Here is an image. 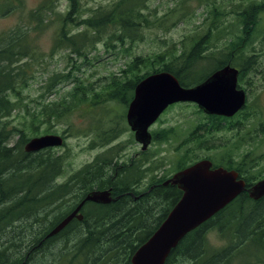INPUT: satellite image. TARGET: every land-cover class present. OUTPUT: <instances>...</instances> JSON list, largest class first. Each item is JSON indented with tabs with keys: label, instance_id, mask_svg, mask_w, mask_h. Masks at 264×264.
<instances>
[{
	"label": "trees",
	"instance_id": "obj_1",
	"mask_svg": "<svg viewBox=\"0 0 264 264\" xmlns=\"http://www.w3.org/2000/svg\"><path fill=\"white\" fill-rule=\"evenodd\" d=\"M4 1L10 4V0ZM56 1L43 0L29 13L28 23L0 36V233L40 209H52V204L62 198L65 202L69 199L65 193L77 192L79 185L80 196L110 188L114 200L106 204H86L84 221L77 224L82 230H72L76 225L69 224L51 239L37 244L67 213L55 217L54 223L41 229L39 223L47 217L37 215L32 223L35 222L38 228L34 230L31 224L33 234L30 238L26 236L24 242L30 243L36 237L29 251L37 247L36 252L45 255L47 244L60 242L63 235L73 233L76 238L73 248H77L78 256L72 250L64 252L57 264H80L81 258L92 253L96 254L94 261L100 258L99 264H131L136 249L164 220L181 192L175 186L155 180V186L149 192H134V196H139L137 199L127 194L116 200L118 195L132 191V184L142 177L143 170L131 162L113 163L112 152L98 155L92 162L70 172L65 182L57 183L55 179L64 172L69 155H56L49 149L28 153L18 143L24 145L31 137L54 132L49 126L40 131L39 125L59 122L85 106L90 109L92 119L88 126L92 134L89 146H95L114 136L113 128H100L105 124L100 123L103 118L112 121L114 117L110 104L126 106L135 85L149 74L168 72L182 86L189 87L222 65L259 63V55L264 49V0H177L164 12L153 9L151 0H110L90 8L85 7L86 0H64L65 10L54 12ZM194 3L205 7L206 15L191 37L181 41V46L128 59L133 45L151 40L154 29L167 31L189 20ZM51 24L57 25L55 47L71 51L81 64L76 66L68 62L64 71L49 75L47 83L42 86L47 91L44 97L39 95L38 100H31L33 106L22 104L21 91L29 85L28 62L35 53L28 36L32 31ZM97 43H102L106 52L110 49L115 58H123L125 62L118 74L110 73L93 82L81 78V70L91 63L87 60V51L89 53ZM101 82L106 86L99 91L97 84ZM65 84H70L69 91L64 90L53 101L48 98ZM20 109L24 111L20 113ZM13 112H16L14 117L22 120L18 127L10 126L9 118ZM70 120L60 122L65 124L68 132L75 131ZM113 120L118 123V118ZM211 124L216 126L215 122ZM25 131L32 136H25ZM13 137H18L17 142L8 147L7 141ZM174 164L173 170H179L187 162L180 160ZM234 165L237 171L244 169L243 163ZM246 184L252 185L251 180ZM214 229L229 239L227 247L220 253L204 248L208 246L205 234ZM10 243L12 248L16 247ZM248 243L258 245L264 252V197L253 201L243 193L212 219L188 233L169 253L164 264H185L181 257L189 258V264H220L218 261L222 258L227 261L238 255L242 246ZM6 246L0 244V264L24 263V257L8 261ZM231 251L237 253L229 254ZM217 256L220 259H216Z\"/></svg>",
	"mask_w": 264,
	"mask_h": 264
},
{
	"label": "rangeland",
	"instance_id": "obj_2",
	"mask_svg": "<svg viewBox=\"0 0 264 264\" xmlns=\"http://www.w3.org/2000/svg\"><path fill=\"white\" fill-rule=\"evenodd\" d=\"M43 0H10V4L6 3L4 0H0V36L8 32L9 30L18 27L19 25L26 24L29 22V13L35 9ZM110 0H86L84 2L86 8H90L96 6L100 3H106ZM177 0H151V7L154 9H158L163 12L168 9V7L172 6ZM193 15L189 20L180 23L178 26L172 27L167 31L158 29H154L152 31V35L150 39H146L141 41L140 43H136L133 45L130 57L131 59L134 56L139 55H151L153 52L162 51L166 48H170L175 46H181L182 40H188L195 27L201 26V22L205 18L206 9L199 4L194 3L193 5ZM66 2L57 0L54 3V12H58V10H65ZM56 24H51L45 27H40L36 31H32L28 36V42L32 44L34 47V55L29 59L30 64V77H29V85L27 88H24L21 92L22 96V104L27 103L29 106H33V99L38 100V96H45L47 91L42 87L47 83V76L53 73H61L67 67L68 62L74 63L76 66L81 64V60H78L75 54L71 53V51L55 47V33H56ZM108 50V49H107ZM70 56V57H69ZM71 58L74 60H71ZM259 63H256L253 67L255 69L249 72L251 73L250 77L252 78V84L254 92L250 97V92L248 96L251 100V103L255 104V115L251 116L249 119L250 124L248 127L240 128L238 130H225V131H215L208 134V141H201L200 144L196 143H187L183 148L187 150V153L183 150L179 151L178 155L172 154L175 150V146L172 143L160 142L157 145L150 146V150H147L148 154H152L153 160L156 163L158 161L163 162V166L158 169V172L162 173L170 169V172L174 169L175 161L186 160L191 158L192 156L204 157L205 155H210L215 159L219 160L221 157V153L224 146H231V154L234 157L242 156L249 149L256 147L257 154H264V127L259 130H253L251 126L256 127L257 122L260 120L264 124V49L263 52L259 55ZM87 60L91 61V63L81 71V78L89 79L93 82H98L99 79L107 77L110 73L118 74L120 69L124 68L125 60L123 58H115L114 55L111 54V50L109 49L107 52L105 48L102 46V43H97L93 49L88 53L87 51ZM212 65V64H211ZM208 66V67H211ZM251 67V68H253ZM256 68L259 72H256ZM249 78V77H247ZM98 89L101 91L106 84L99 83ZM251 87V86H250ZM56 89V87L54 88ZM70 90V84L63 85L58 92L52 93L48 95V98L51 100L57 99L63 91ZM12 100L13 95H11ZM116 105V103H114ZM20 113L24 111V109L19 110ZM36 111V110H35ZM16 112H13V115L9 118L10 126H19V122L22 120L20 118L14 117ZM115 115L120 116L117 111L114 112ZM71 118V120H70ZM70 120L73 128L76 130L72 133L71 136L66 137V146L64 148L55 149V152L63 153L64 151L68 152L69 158L66 163V175L71 170H76L82 165L90 162L93 157L102 150L100 147L90 148L89 143L91 140V135L87 129L90 125L89 122H92L91 119V111L87 107H82L79 110L73 111V114L69 117L62 118L59 122L51 121L49 123H45L44 125H39V130H44L46 126H49V130L55 131L56 134H60L64 129V123H60L62 121ZM204 121L201 115L196 111V108L190 104H176L165 111L161 119L158 120L153 126L152 130H160L166 129L169 125H174L181 130H186L190 128L193 124ZM240 122L245 124L247 122V118L241 117ZM0 123V127H1ZM120 127L125 129L124 121L120 122ZM124 132L121 136L115 139L110 145L121 144L123 149L125 150L129 146V142H126L128 138V134L125 130L120 128V132ZM53 133V132H51ZM118 133V134H119ZM25 136L31 137L32 133L25 131ZM201 136V135H199ZM263 136V137H262ZM262 137V139H260ZM18 137L9 138L7 141V146H14L17 142ZM232 142V143H230ZM131 144V152L138 149L136 145L133 148V144ZM20 148H24L25 144L18 143ZM130 148V146H129ZM24 150V149H23ZM251 152V151H250ZM19 153V152H17ZM188 153H193L190 155ZM186 156V157H185ZM164 157V160L162 159ZM185 158V159H184ZM260 165L264 166V157L261 160H257ZM120 163L121 164H128ZM260 167V171H262ZM258 170V169H257ZM255 170L254 172H256ZM140 171V170H139ZM142 176V174H141ZM141 178V177H140ZM144 184L147 183L146 180L142 181ZM155 183V182H154ZM153 183V184H154ZM78 188V185H76ZM131 188L135 190V192H139V190H143L144 187L140 184L139 180L136 183L132 184ZM80 190V185H79ZM77 192H70L67 196L65 202V198H62L60 201L52 204L53 208H43L38 210L33 216L23 217L16 221L15 223L7 226L0 233V244L7 245L8 248L7 257L8 261L14 259V257H25L23 264H57L60 262L61 255L64 252L74 251V254L78 256L77 248H73V245L76 244V238L74 239L73 233H68L63 235V238L59 240L60 242H51L46 246L47 251L45 255H40L36 252V248L33 251H29L31 248V244H35V238L29 243L24 242L25 237L32 236V230L30 225L32 221H35L34 218L37 215H44L47 219L41 223H39V228L50 225L54 223L55 217L60 218L62 215L67 213L71 206L77 202ZM140 193V192H139ZM15 198V196L13 197ZM71 198V200H70ZM72 201V203L70 202ZM64 202V203H63ZM57 204V206H56ZM72 204V205H71ZM51 209V210H50ZM46 211V215H45ZM85 214V213H84ZM38 225L34 226V230H37ZM81 229V227L76 226L72 228V230ZM77 231V230H75ZM229 233V231H226ZM24 237V238H23ZM205 237L207 239L208 246H205V250H212L213 252H222L225 247L228 245V238L223 237L218 231H211L210 233H206ZM14 243L16 247L12 248L11 243ZM237 242V239L235 243ZM231 243V241H230ZM39 246V245H38ZM209 247V249H208ZM234 254L237 251H231ZM90 255V256H89ZM255 255L256 257L252 256ZM96 254H87L85 257L81 258L80 264H99L100 258L94 261ZM209 256V254H207ZM252 256L251 258H249ZM44 257V258H43ZM80 258V257H79ZM234 258V259H233ZM231 258L229 264H264L259 259L264 258L263 249L258 245H253L251 243L245 244L242 246L241 251L238 255ZM259 258V259H257ZM216 259H220L219 256ZM43 260V261H42ZM181 260H184L185 264L191 263L189 258L185 257ZM234 260V261H233ZM233 261V263H232ZM220 263H226L224 258L221 259ZM108 264H114L113 262H108Z\"/></svg>",
	"mask_w": 264,
	"mask_h": 264
},
{
	"label": "water",
	"instance_id": "obj_3",
	"mask_svg": "<svg viewBox=\"0 0 264 264\" xmlns=\"http://www.w3.org/2000/svg\"><path fill=\"white\" fill-rule=\"evenodd\" d=\"M236 71L231 67L214 72L201 84L184 88L169 73L161 72L142 80L134 89L127 111V122L145 149L149 143L147 127L169 105L194 102L208 114L232 115L243 104V94L235 89ZM55 135L30 139L28 152L61 145ZM183 194L167 218L134 253L131 264H163L169 252L192 229L209 219L244 190V183L233 171L210 170L206 161L179 171L168 181ZM264 196V179L249 189V197ZM86 199L110 202L108 192H93Z\"/></svg>",
	"mask_w": 264,
	"mask_h": 264
},
{
	"label": "flooded vegetation",
	"instance_id": "obj_4",
	"mask_svg": "<svg viewBox=\"0 0 264 264\" xmlns=\"http://www.w3.org/2000/svg\"><path fill=\"white\" fill-rule=\"evenodd\" d=\"M255 64H245L243 66H245V70H244V73L241 72V70L237 67V70H238V78H237V89H242L244 90V93L246 95V98H247V101H246V105L247 106V110L245 112V117L247 118V122L245 124L241 123L240 122V118L243 116L242 115V112L232 116V117H223V116H217V117H212L216 122L219 123V127H212L211 129H213L214 131H225V130H238L240 128H243L244 127H248V125L250 124V121L249 119L251 118V116L255 115V104L254 102H252L251 104H249L250 102V99H249V91L252 92L253 90V85H251L253 82H252V78L250 77L251 73L249 72L250 70H254L255 67H253ZM225 65H222L220 66L218 69L224 67ZM253 67V68H251ZM256 72H259V70L256 68ZM243 76V84L242 85L240 83V80H241V77ZM249 77V78H247ZM251 86V87H250ZM202 115H204L202 113ZM204 116H207V115H204ZM214 116V115H213ZM237 122H234L236 121ZM158 122V121H157ZM154 126V125H153ZM153 126L151 127L150 129V132H151V135H152V144H156L159 140H160V131L161 130H164V129H160V130H152L153 129ZM203 126H199L197 127L196 129L193 130L192 134L189 136V137H186L185 136V129L184 130H181L180 128L177 127L176 129V132H173V134L170 136V137H166L164 139H161V142H165V143H172L174 146H175V150L172 152V154H175V155H178L179 154V151H181L183 149V147L185 146L186 142L193 139V137L197 134V131L198 129L202 128ZM251 128L253 130H256V131H259L262 129V126L259 125V123L257 122V126L256 127H253L251 126ZM167 129V128H166ZM199 132V131H198ZM201 137V136H199ZM232 143V142H230ZM135 144V143H134ZM136 145V144H135ZM226 149L228 150H231V146H224ZM222 153H225V152H222ZM125 156H126V153L123 157H121L119 160L120 161H123L125 160ZM242 156L247 160L249 161V163H243L246 167L244 169H241L240 171H238L240 173V178L246 182V181H250V180H254V179H257L258 177V174L257 173L258 171H260V167H264L262 165L259 164V162H257V160H261L259 155H255L254 153L252 154H249L247 151L245 153L242 154ZM134 157H136V154L134 153ZM206 159L210 160L213 164L212 165V168L213 167H220L218 165H223L225 164L226 162H229L232 158L235 159L236 161L239 160V157H234L231 153H227L226 154V157H224L222 160H217L215 159L214 157L210 156V155H205L204 156ZM152 159V158H151ZM126 161V160H125ZM216 165V166H214ZM258 169V170H257ZM255 170H257L256 172H254ZM238 173V174H239ZM169 175V172L168 170L165 171V172H158L157 174V177H156V181H166L168 180V178H170ZM161 183V182H160ZM155 185L152 184L149 188V191L154 187ZM132 191H126L125 193H122L120 195L117 196L116 200L117 199H120V197L123 195H127L129 194L130 196H132L133 198L137 199L139 196H134L135 195V190H133V188H131ZM102 190H110V193L112 194V190L110 188H105V189H102ZM66 195L68 194V192L65 193ZM88 193L84 194V196H80V193L77 194V202L74 204V206L70 208V210L67 212V214L60 218L58 220V222H56L53 226V228L58 224L60 223L67 215H69L70 213H72L75 208L80 205V203L83 201V199L85 198V196L87 195ZM115 198L113 197L112 200H114ZM111 200V201H112ZM89 203V201H86L85 203L82 204V206L80 207L79 211L76 213V216H74L65 226L67 227V225L69 224H75L76 226H78L77 224L78 223H82L84 221V218H85V207H86V204ZM90 203H95V202H90ZM97 204H104V203H97ZM106 204V203H105ZM80 216V217H79ZM73 222V223H72ZM52 228V229H53ZM51 229V230H52ZM60 232V231H59ZM58 232V233H59ZM47 235V234H46ZM46 235L42 236L40 238V240L37 242V244H40L41 241H45L47 239H51L52 236H49L47 237ZM56 235V234H55ZM45 238V239H44ZM25 258V257H24ZM23 264V263H22Z\"/></svg>",
	"mask_w": 264,
	"mask_h": 264
},
{
	"label": "bare ground",
	"instance_id": "obj_5",
	"mask_svg": "<svg viewBox=\"0 0 264 264\" xmlns=\"http://www.w3.org/2000/svg\"><path fill=\"white\" fill-rule=\"evenodd\" d=\"M24 151L25 152H28L26 149H25V146H24ZM29 153V152H28ZM93 192H108V193H110V190H93V191H91V192H89L86 196H85V198L83 199V201L80 203V205H78L76 208H75V210L72 212V213H70L69 215H67L60 223H58L52 230H50L49 232H48V234L46 235L47 237H49V236H53V235H55V234H57L59 231H61L63 228H64V226L74 217V216H76V213L79 211V209H80V207L82 206V204L83 203H85L86 201H89V202H95V201H91V200H88V199H86L91 193H93ZM95 203H104V202H95ZM107 203H109V202H107ZM105 204V203H104ZM80 217V216H79ZM36 225V223L34 222V223H32V226H35ZM140 247V246H139ZM138 247V248H139ZM137 248V249H138ZM136 249V250H137ZM135 253V252H134ZM134 255V254H133ZM132 255V256H133ZM132 258V257H131Z\"/></svg>",
	"mask_w": 264,
	"mask_h": 264
}]
</instances>
